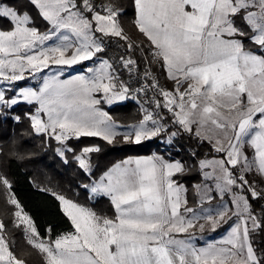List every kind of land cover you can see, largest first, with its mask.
<instances>
[{
  "label": "snow or ice",
  "instance_id": "1",
  "mask_svg": "<svg viewBox=\"0 0 264 264\" xmlns=\"http://www.w3.org/2000/svg\"><path fill=\"white\" fill-rule=\"evenodd\" d=\"M131 7L146 43L125 32L120 20L127 13L116 0H27L24 6L0 0V19L10 25L0 28V85L6 84L0 86V119H26L34 136L46 147L55 141L62 162L70 155L89 178L100 147L77 148L69 141L99 137L113 144L119 137L141 144L168 133L171 143L185 133L214 155L196 165L155 154L116 163L83 185L93 196L110 198L115 216L53 193L73 231L52 235L49 227L43 236L0 171V188L15 209L13 226L45 264H264V246L255 240L264 234V0H131ZM33 10L48 25L45 31ZM107 40L121 42L123 54L104 58ZM85 61L93 66L84 74L48 76L36 89L14 87L26 72ZM157 65L171 89L160 83ZM142 97L143 116L125 132L99 107ZM20 103L36 108L10 116ZM169 118L175 131L169 132ZM7 155L32 156L15 141ZM194 167L203 182L193 186L198 202L189 206L179 177ZM230 220L222 238L197 246L199 234ZM0 264H26L13 252L3 220Z\"/></svg>",
  "mask_w": 264,
  "mask_h": 264
},
{
  "label": "trees",
  "instance_id": "2",
  "mask_svg": "<svg viewBox=\"0 0 264 264\" xmlns=\"http://www.w3.org/2000/svg\"><path fill=\"white\" fill-rule=\"evenodd\" d=\"M117 3L123 4L126 15L121 17V24L125 31L136 42H141L144 38L138 33L133 25L134 12L131 7V0H116ZM9 3L17 6L27 5V0H9ZM30 7V6H29ZM35 21L39 18L35 16ZM10 25L7 20L0 19V28L8 29ZM145 42V41H144ZM123 54V48L118 50ZM165 86L167 85L162 81ZM12 95L11 92L7 93ZM32 106L27 103H20L15 107L14 112L9 115H21L31 112ZM112 117L123 123H129L141 119L143 112L140 106L133 101L114 104L107 108ZM165 115V113H164ZM165 116H168L166 113ZM168 124L169 131H175L176 128L170 123V118L165 121ZM165 133H163V136ZM161 135L141 144L125 143L117 138L113 144H108L99 137H84L80 140H72L69 143L74 147L83 146H99L101 151L92 155L93 175L88 177L87 173L79 169L75 161L69 155L68 163H63L54 151L56 147L55 141H50L51 147H46L43 137H37L32 134L29 127V122L26 119H21L20 123L13 122L12 119H0V148L4 150L3 155H0V171L7 174L12 181V192L16 199L19 200L24 212L32 217L38 228V231L43 236L45 230L49 227L52 229V235L57 233H66L73 231L69 219L62 211L60 202L55 198L53 193L66 195L73 201L93 208L97 213L106 208L104 205L108 203L105 197L92 198L90 191L83 187L88 184L90 179H96L100 174L106 171L112 164L119 159L130 154L148 153L157 146H161L159 142ZM182 146V150L177 152L183 162H187L192 158L191 153L197 155L214 154L205 144L201 147L195 138L188 134L181 133L176 136ZM13 141L18 150L25 153H31V158L17 160L9 155L13 147ZM25 141L30 143L25 145ZM191 156L190 159H187ZM6 193L0 188V206L5 209ZM253 208L257 213L261 211L260 207L253 203ZM0 219L6 225V233L8 232V220L4 217L2 209H0ZM258 246H264V234L255 237ZM28 258V257H27Z\"/></svg>",
  "mask_w": 264,
  "mask_h": 264
},
{
  "label": "crops",
  "instance_id": "3",
  "mask_svg": "<svg viewBox=\"0 0 264 264\" xmlns=\"http://www.w3.org/2000/svg\"><path fill=\"white\" fill-rule=\"evenodd\" d=\"M35 22H36V26L40 29L41 32L45 31L47 29V27H48V25L46 24V22L43 21L42 19H38ZM113 41L114 40H107L106 41L108 47H107L106 53L104 54V58H108L109 57L108 56L109 55V50L112 51V49L114 48ZM142 41H145V43H146L145 38H143ZM49 43H51V42H49ZM88 66H93V61H85L82 64L73 65V66H56V65H50L49 67L44 68L43 71H41V72H38V73H35V74L28 73V75H29L28 77L29 78L26 81V83H24V84L25 85L29 84L31 82V78L30 77L32 75H34L35 76V79H34L35 85L34 86H35V88H38L42 84L43 79L46 78V77H48V76H52V75H57V74L63 73L62 75H60V79H62V80H64V79H70L72 77H75L76 75L84 74L85 73V69ZM59 69L61 71H59ZM155 71H156V75L158 76V78L161 81H163L164 83H166L169 86H173V82L166 79L165 74L163 72V69H161L159 67V65H157L155 67ZM125 78H126V75H125ZM127 101H133L136 104H138L139 106H140V103L142 102V101L138 102V101H134L132 99H129V100L122 101V102H116L114 104L124 103V102H127ZM114 104H112V105H114ZM107 106H109V105L104 104V103H101V105L99 107H101L102 110L108 112ZM145 107H148L149 110L151 109V107L149 105H145ZM165 115H166V112H165ZM139 120L133 121L131 123H124V125H122L121 128L125 127L127 124H131V125L136 124ZM117 122H119V121H117ZM121 128L119 129V131H121ZM163 138H164V136H163V134H161V138H159V142H161V144L163 143ZM249 151H251V150H249ZM154 154L155 155H160V156L164 157L166 160L171 159V160H180V161H182L181 159H178L176 157L169 156L168 154H166L165 152H163L161 150L160 146H157L156 148L152 149L148 153L130 154V155H127V156L119 159L118 161H116L109 168H111L116 163H119V162H121L123 160H126V159H129V158H141V157L151 156V155H154ZM213 155L214 154L197 155L196 158H193V156L191 155L192 158L190 159L191 156H188L187 159H190V160H188V163L186 162V164H188V165H196L199 159H204L206 157L210 158ZM179 180H180V182L185 187L188 188L187 195H188V199H189V206H195L198 201H197V198L195 196V193L193 192V186L195 184H198V183H202L203 182L202 181V175H201L200 171L198 170V168L194 167L193 170L190 173H188L186 176L179 177ZM213 195H215V193ZM91 197L92 198H101L103 196H93L91 194ZM105 198L108 201L107 205L106 204L104 205V207H106V208L102 209V211L100 213H97V214L98 215H102V216H107L109 218H113L115 216L114 206L111 204L110 198H108V197H105ZM227 200H228V197L225 196V201H227ZM212 203H213V205H215V204L220 203V201L217 199V200H214ZM207 206L208 205H205V207H207ZM84 207H87V206H84ZM87 208L95 211L91 207H87ZM253 210L255 211L254 208H253ZM232 223H233V221L230 220L227 224H224L222 227L218 228L215 232H209V231L206 230L204 233L199 234V237L200 238L196 240L197 246H204V245H206V243H208L210 241L219 240L220 238H222L226 234V232L229 230V228L232 225Z\"/></svg>",
  "mask_w": 264,
  "mask_h": 264
},
{
  "label": "rangeland",
  "instance_id": "4",
  "mask_svg": "<svg viewBox=\"0 0 264 264\" xmlns=\"http://www.w3.org/2000/svg\"><path fill=\"white\" fill-rule=\"evenodd\" d=\"M119 43H121V42H118L116 40L113 41L114 48L112 49V51L109 50V55H108L109 57L115 58V57H118V56L122 55V54H119L120 52L118 51L119 48H121V47H118ZM59 71H61V70L59 69ZM125 75H126V78H127V74L126 73H125ZM125 75L122 76V79H126ZM25 76H26V78L24 80H22V81L16 82L14 87H18V88H29L30 87V88L36 89L35 86H34L35 85V82H34L35 76L32 75L30 77L31 78V82L29 84H27V85H25L24 83H26V81L29 78L28 77L29 76L28 73H25ZM0 86H6V84L5 85H0ZM31 106H32V108H31L32 111H34V109L36 108V105L32 104ZM110 106H112V105H110ZM108 107L109 106H107V108ZM150 107H151L150 110H152V106H150ZM117 123H119L120 125H124V123H122V122H117ZM129 123H131V122H129ZM129 125H131V124H127L125 127L121 128V132L128 131L129 129H128L127 126H129ZM57 194H60V193H57ZM64 196L66 198H68L66 195H64ZM68 199H70V198H68ZM3 204L5 206V209L2 208L1 206H0V209H2L4 217L8 220V232L6 233V236L8 238V241L10 243V246H11L13 252L19 258L24 259L26 261V264H45L42 254L39 253L38 250H36L34 247L30 246L27 243V240H26V238L24 236V233H23L22 229L21 228H16V227L13 226L14 211H15L14 207L11 206L7 201H6V203L4 202ZM80 205L84 206L82 204H80Z\"/></svg>",
  "mask_w": 264,
  "mask_h": 264
},
{
  "label": "built area",
  "instance_id": "5",
  "mask_svg": "<svg viewBox=\"0 0 264 264\" xmlns=\"http://www.w3.org/2000/svg\"><path fill=\"white\" fill-rule=\"evenodd\" d=\"M160 80V79H159ZM160 83H162V81L160 80ZM164 85V84H163ZM166 88H169L171 89L172 87H168V86H165ZM146 99L145 97H142L141 98V101L143 102V100ZM147 105V104H146ZM150 106V105H149ZM170 132V131H169ZM161 150L163 152H165L166 154H168L169 156H172V157H176L178 159H181L177 152H180L182 150V146L181 144L179 143V141L177 140L176 137L172 138V142L169 143L168 142V133H165L164 135V138H163V143L161 144L160 146Z\"/></svg>",
  "mask_w": 264,
  "mask_h": 264
}]
</instances>
